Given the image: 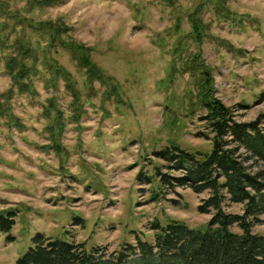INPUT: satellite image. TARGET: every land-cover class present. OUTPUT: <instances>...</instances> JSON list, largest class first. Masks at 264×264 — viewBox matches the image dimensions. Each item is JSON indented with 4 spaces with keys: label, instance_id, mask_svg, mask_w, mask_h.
Masks as SVG:
<instances>
[{
    "label": "rangeland",
    "instance_id": "obj_1",
    "mask_svg": "<svg viewBox=\"0 0 264 264\" xmlns=\"http://www.w3.org/2000/svg\"><path fill=\"white\" fill-rule=\"evenodd\" d=\"M28 1L0 0V8L20 13ZM52 2L23 15L63 23L69 30L62 39L90 48L92 62L118 85L111 90L93 81L85 87V75L65 50H47L45 36L25 28L28 65L36 69L29 76V95L3 73L0 54V102L6 115L0 116V211L15 213L8 234H0V264H15L36 233L110 253L133 244L135 236L151 241L152 222L204 226L210 215L199 214L196 207L207 193L160 188L154 176V168L179 175L153 156L170 142L198 156L211 148L212 135L199 121L203 111L193 105L192 78L169 53L177 38L172 29L177 23L178 36L186 38L179 55L199 54L210 70L213 98L235 121L251 122L264 114V0H222L224 11L205 0L200 43L192 40L186 19L198 0ZM4 16L0 10V23ZM20 28L10 32V41ZM44 57L74 80L77 109L61 80L51 84ZM138 172L150 184L138 182ZM223 209L241 213L236 204ZM260 220L253 233H264V216Z\"/></svg>",
    "mask_w": 264,
    "mask_h": 264
},
{
    "label": "trees",
    "instance_id": "obj_2",
    "mask_svg": "<svg viewBox=\"0 0 264 264\" xmlns=\"http://www.w3.org/2000/svg\"><path fill=\"white\" fill-rule=\"evenodd\" d=\"M52 1L30 0L20 13L0 8L5 14L0 23L3 73L18 91L29 95L32 93L29 76H34L36 69L28 65L31 52L22 33V29L27 28L45 36L47 50L58 46L69 54L85 75V87L96 81L110 86L111 90L116 89L118 84L114 79L92 62L90 48L62 39L61 35L69 30L67 26L59 22H35L23 15L44 9ZM163 1L168 4L173 2ZM210 1L218 11H224L222 0ZM204 5L205 0H198L197 5L186 14L191 38L196 43H200L203 37L204 25L200 16ZM16 25L21 28L15 32L14 41H10V32ZM177 25L172 29L177 38L169 53L179 60L181 69L192 78L196 90L193 105L203 111L199 121L204 123L207 134L212 135L208 138L211 148L208 154L198 156L170 142L169 146L153 152V156L164 162L167 170L179 175L171 177L160 173V168H154V176L160 188L168 185L171 191L174 188H187L194 194L207 193L196 207L199 214L210 215L207 223L192 229L178 220H169L164 225L152 222L151 241L135 236L133 244L125 243L118 251L110 253L98 247L87 250L82 244L52 240L36 233L15 264H264V233L252 232V228L261 223L260 217L264 216V114L247 123L233 119L230 111L213 98L210 70L204 66L199 54L184 58L179 55L186 38L178 36ZM2 36L6 39H1ZM42 65L50 74L52 85L59 79L63 87L69 89L73 108L77 109L80 106L79 91L67 70L46 57ZM1 97L6 99L4 95ZM49 103H52L51 99ZM1 104L0 116H6ZM53 119L61 118L55 116ZM197 135L207 139L206 134ZM136 179L150 184L149 177L141 176L139 172ZM227 204L240 205L241 213L224 211L223 207ZM14 215L11 210L0 211V234H8L14 223ZM232 227L238 232L232 231ZM6 239L10 241L11 238L7 235Z\"/></svg>",
    "mask_w": 264,
    "mask_h": 264
}]
</instances>
